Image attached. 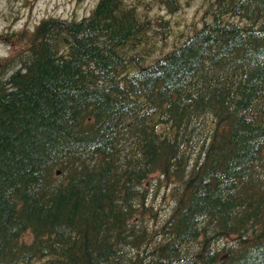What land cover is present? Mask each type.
<instances>
[{"label": "trees", "instance_id": "trees-1", "mask_svg": "<svg viewBox=\"0 0 264 264\" xmlns=\"http://www.w3.org/2000/svg\"><path fill=\"white\" fill-rule=\"evenodd\" d=\"M191 1L98 0L0 62V264H264V0L157 53L149 8Z\"/></svg>", "mask_w": 264, "mask_h": 264}, {"label": "rangeland", "instance_id": "rangeland-1", "mask_svg": "<svg viewBox=\"0 0 264 264\" xmlns=\"http://www.w3.org/2000/svg\"><path fill=\"white\" fill-rule=\"evenodd\" d=\"M98 0H0V62L13 54L23 51V47L29 41L30 34L35 27L49 17H57L67 20L79 19L87 16L94 8ZM201 0H192L189 5H184L181 11L168 15L162 9L152 6L149 8L150 16L163 17L170 21L168 39L164 42L163 49L157 53H163L177 43L188 32L196 27L200 17ZM147 8V7H145ZM157 18V17H156ZM158 54V55H159ZM13 69H5L10 74ZM7 74V75H8ZM163 196L155 199L152 206L155 215L164 216L170 209L167 200L168 192L164 190ZM147 205L151 204L147 202ZM150 223V222H149ZM152 224V223H150ZM31 232H25L22 243L30 244ZM42 260H35L32 264H42Z\"/></svg>", "mask_w": 264, "mask_h": 264}]
</instances>
